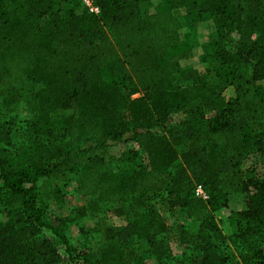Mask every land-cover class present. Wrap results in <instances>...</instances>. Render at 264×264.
<instances>
[{
	"label": "trees",
	"instance_id": "trees-1",
	"mask_svg": "<svg viewBox=\"0 0 264 264\" xmlns=\"http://www.w3.org/2000/svg\"><path fill=\"white\" fill-rule=\"evenodd\" d=\"M92 1L98 15L81 0H0V102L32 115L24 143L0 139V264L59 262L53 242L34 241L49 230L69 247L37 183L66 173L131 219L104 229L92 264H264V176L243 168L264 162V0ZM178 9L216 34L198 67H181ZM122 143L134 148L109 161ZM230 195L241 208L226 238L213 214ZM178 208L198 228L175 255L163 214Z\"/></svg>",
	"mask_w": 264,
	"mask_h": 264
},
{
	"label": "rangeland",
	"instance_id": "rangeland-1",
	"mask_svg": "<svg viewBox=\"0 0 264 264\" xmlns=\"http://www.w3.org/2000/svg\"><path fill=\"white\" fill-rule=\"evenodd\" d=\"M142 9H145V5ZM174 15L181 23V37L190 42L191 49L188 58L181 62V67L182 69L198 67L203 45L215 41L216 34L212 32V28L207 23L188 26L183 19L184 9L175 10ZM227 48L232 49L230 46ZM176 78L178 86L184 87L188 84L183 81L180 75ZM225 95L232 96L233 90L228 89ZM139 97H142V94L132 96L133 99ZM31 117L32 115L23 103L6 108L0 102V139L2 143L8 142L14 146L24 143L27 122ZM132 148L134 146L131 143L118 144L109 149L107 159L113 162L123 152ZM177 164L173 165L172 170H175ZM249 167H253L258 174L264 176V162L258 155L251 156L244 163V169ZM37 185L41 192L48 196L46 204L49 221L61 231L69 247L55 238L49 230L40 232L34 241L36 243L43 240L53 242L59 257L57 264H92L100 253L104 229L110 227L119 230L131 220L129 217L118 214L114 205L99 203L96 197L85 195L79 189V179L75 173H66L56 178H40ZM240 208L238 197L230 195L227 206L213 214L215 223L226 238L233 232L229 217ZM163 217L170 228L166 243L173 254L179 255L182 246L179 243L178 234L183 231L193 233L197 230L198 224L187 216L185 210L179 208L163 214ZM0 219L6 221V215L2 213ZM133 246L137 253H144L147 250V245L142 241ZM230 250L233 252L237 248L231 243ZM247 251H249L247 248L242 249V252ZM82 259H86L87 262L84 263Z\"/></svg>",
	"mask_w": 264,
	"mask_h": 264
},
{
	"label": "built area",
	"instance_id": "built-area-1",
	"mask_svg": "<svg viewBox=\"0 0 264 264\" xmlns=\"http://www.w3.org/2000/svg\"><path fill=\"white\" fill-rule=\"evenodd\" d=\"M81 2L90 13L94 15H98L100 13L99 8L93 3L92 0H81ZM195 195L202 200H207L208 198L207 193L200 185L196 186Z\"/></svg>",
	"mask_w": 264,
	"mask_h": 264
}]
</instances>
